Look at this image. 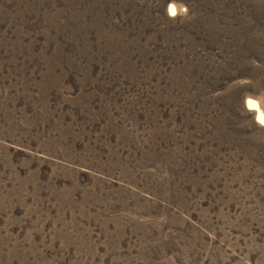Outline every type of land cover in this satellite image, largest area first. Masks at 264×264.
<instances>
[{
    "label": "rangeland",
    "instance_id": "rangeland-1",
    "mask_svg": "<svg viewBox=\"0 0 264 264\" xmlns=\"http://www.w3.org/2000/svg\"><path fill=\"white\" fill-rule=\"evenodd\" d=\"M243 262L264 0H0V264Z\"/></svg>",
    "mask_w": 264,
    "mask_h": 264
},
{
    "label": "bare ground",
    "instance_id": "bare-ground-1",
    "mask_svg": "<svg viewBox=\"0 0 264 264\" xmlns=\"http://www.w3.org/2000/svg\"><path fill=\"white\" fill-rule=\"evenodd\" d=\"M257 109V106H254ZM261 117V116H260Z\"/></svg>",
    "mask_w": 264,
    "mask_h": 264
}]
</instances>
